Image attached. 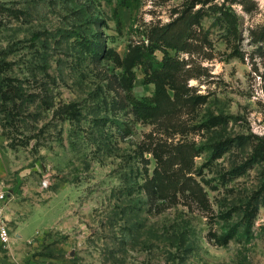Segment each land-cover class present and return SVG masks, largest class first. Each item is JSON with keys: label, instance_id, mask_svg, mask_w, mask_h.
I'll return each mask as SVG.
<instances>
[{"label": "rangeland", "instance_id": "rangeland-1", "mask_svg": "<svg viewBox=\"0 0 264 264\" xmlns=\"http://www.w3.org/2000/svg\"><path fill=\"white\" fill-rule=\"evenodd\" d=\"M262 36L264 0H0V264H264Z\"/></svg>", "mask_w": 264, "mask_h": 264}, {"label": "trees", "instance_id": "trees-1", "mask_svg": "<svg viewBox=\"0 0 264 264\" xmlns=\"http://www.w3.org/2000/svg\"><path fill=\"white\" fill-rule=\"evenodd\" d=\"M264 39V36H262ZM168 98V97H167ZM134 113L138 114L142 118L157 119L159 114L158 105H153L142 99L136 97L131 98ZM174 164H178L177 161L168 162L164 161L162 166H159L153 177L150 179L152 189L150 190V196H158L164 199H173L177 194L188 193L190 195L200 196V186L198 181L190 174L184 172L181 175H175V173H169V169ZM179 171H184L183 166H180Z\"/></svg>", "mask_w": 264, "mask_h": 264}, {"label": "built area", "instance_id": "built-area-1", "mask_svg": "<svg viewBox=\"0 0 264 264\" xmlns=\"http://www.w3.org/2000/svg\"><path fill=\"white\" fill-rule=\"evenodd\" d=\"M9 201L6 189H0V243L7 244L10 239L9 227L4 219V213Z\"/></svg>", "mask_w": 264, "mask_h": 264}, {"label": "crops", "instance_id": "crops-1", "mask_svg": "<svg viewBox=\"0 0 264 264\" xmlns=\"http://www.w3.org/2000/svg\"><path fill=\"white\" fill-rule=\"evenodd\" d=\"M7 205H8V203H7Z\"/></svg>", "mask_w": 264, "mask_h": 264}]
</instances>
